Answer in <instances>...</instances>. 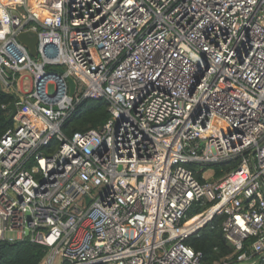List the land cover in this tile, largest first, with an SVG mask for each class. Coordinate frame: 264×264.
Wrapping results in <instances>:
<instances>
[{"label":"built area","instance_id":"1","mask_svg":"<svg viewBox=\"0 0 264 264\" xmlns=\"http://www.w3.org/2000/svg\"><path fill=\"white\" fill-rule=\"evenodd\" d=\"M0 85L19 97L0 241L40 264H203L185 242L221 218L214 264H264V0H0ZM86 99L108 120L68 138ZM236 160L218 180L187 167Z\"/></svg>","mask_w":264,"mask_h":264},{"label":"trees","instance_id":"2","mask_svg":"<svg viewBox=\"0 0 264 264\" xmlns=\"http://www.w3.org/2000/svg\"><path fill=\"white\" fill-rule=\"evenodd\" d=\"M19 100L17 94L5 92L0 85V138L7 130L15 126V121L9 119L10 111L8 106L15 104ZM106 102L101 100H83L80 102L62 126V133L66 137H71L75 132H85L90 129H100L108 120ZM56 140H52L49 149H53ZM233 161L229 165L211 164L203 169H198L194 164H187V167L197 171L196 177L201 180L202 174L207 170H212L216 175H223L226 171L234 168L237 162ZM201 211L195 208L190 211L194 215ZM221 218L215 219L210 226L200 229V231L189 237L186 244L195 252L202 255L203 264H214L233 252V247L224 239L219 228ZM45 255L42 246L28 242H6L0 241V264H40Z\"/></svg>","mask_w":264,"mask_h":264},{"label":"water","instance_id":"3","mask_svg":"<svg viewBox=\"0 0 264 264\" xmlns=\"http://www.w3.org/2000/svg\"><path fill=\"white\" fill-rule=\"evenodd\" d=\"M17 40L27 48L31 57L35 58L37 56V52H36L37 35L36 33L30 32V31L20 33L17 36ZM53 70L57 72L58 74L64 73V70L59 67L54 68ZM65 80L69 88V96H72L75 92L76 83L71 77H66ZM42 84H43V80L39 81L38 86L41 87ZM8 110L10 111L9 119H14L16 115V106L14 104H11L8 106Z\"/></svg>","mask_w":264,"mask_h":264},{"label":"rangeland","instance_id":"4","mask_svg":"<svg viewBox=\"0 0 264 264\" xmlns=\"http://www.w3.org/2000/svg\"><path fill=\"white\" fill-rule=\"evenodd\" d=\"M23 75H29L28 72H24L22 73ZM23 90L24 91H27L29 90V81L28 79H24L23 81ZM47 91L49 94H52L53 93V85L51 84H48L47 86ZM207 165H202L200 166L201 168H204L206 167ZM206 176L209 178V179H214V180H218L222 175H216L214 172L212 171H207L206 172ZM15 236V233H7V237H14Z\"/></svg>","mask_w":264,"mask_h":264},{"label":"clouds","instance_id":"5","mask_svg":"<svg viewBox=\"0 0 264 264\" xmlns=\"http://www.w3.org/2000/svg\"><path fill=\"white\" fill-rule=\"evenodd\" d=\"M205 227H207V226H205Z\"/></svg>","mask_w":264,"mask_h":264}]
</instances>
